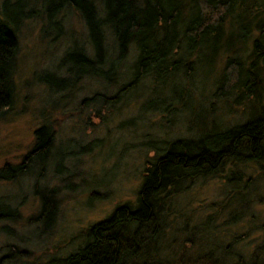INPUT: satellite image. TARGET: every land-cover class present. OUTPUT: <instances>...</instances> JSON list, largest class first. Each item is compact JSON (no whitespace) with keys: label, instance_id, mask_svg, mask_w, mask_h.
I'll return each instance as SVG.
<instances>
[{"label":"trees","instance_id":"obj_1","mask_svg":"<svg viewBox=\"0 0 264 264\" xmlns=\"http://www.w3.org/2000/svg\"><path fill=\"white\" fill-rule=\"evenodd\" d=\"M68 13L74 16L73 22L63 25ZM28 21L39 24L41 37L53 35L52 39L69 30L72 34L76 25L87 41L80 44L76 61L69 63L68 53L58 64L61 69L55 75L66 87L57 90V101L42 113V124L34 130L33 143L20 162L0 166V183L15 184L23 177L44 179L48 164L67 157L54 154L55 116L71 109L76 92L86 81H105V89L113 92L108 99L105 92L97 91L79 103L82 106L86 101L97 113L101 104L108 110L115 105L129 107L139 97L158 94L167 85L174 97H164L119 123L133 127L135 119H140V128L147 129L146 114H150L158 118L153 120L157 127L166 131V136L156 135L152 145L143 148L148 150L144 151L142 182L135 200L116 206L106 218L81 229L77 234L82 242L75 250L34 264H226L210 251L187 261L184 247L206 248L203 242L197 247L196 233H189L179 244L180 253L171 248L169 238L174 236L173 223L182 217L175 199L192 185L221 179L226 186L223 195L249 194L256 179L250 175L246 177L249 181H244L245 170L264 171V99H252L259 90L264 92V0H0V118L15 104L18 38ZM53 28L60 35H54ZM108 72L118 77L116 81L101 75ZM123 73L129 74L126 79L119 78ZM201 76L209 88L200 99L186 104V97L197 95ZM251 100L256 101L258 110L247 114L244 106ZM220 112L224 117L217 118ZM206 117L212 121L210 130ZM172 134L176 137L171 138ZM144 135L148 138L151 134ZM33 193L44 199L37 191ZM245 200L238 206L248 210L250 201ZM217 205L224 207L209 204L212 212L208 219H216ZM0 207L19 215L9 202L0 201ZM39 207L36 218L56 210L45 201ZM236 213L234 217L230 211V218L214 225V231L245 218ZM180 229L182 233L187 228ZM3 247L26 255L18 242ZM260 251L264 253V237L248 260L239 253L229 256L239 264H262ZM5 253L0 255V264L10 260Z\"/></svg>","mask_w":264,"mask_h":264},{"label":"rangeland","instance_id":"obj_2","mask_svg":"<svg viewBox=\"0 0 264 264\" xmlns=\"http://www.w3.org/2000/svg\"><path fill=\"white\" fill-rule=\"evenodd\" d=\"M69 15L70 13L67 14L66 21L62 22L63 25L73 22L74 16ZM53 29L54 35H60L55 32L56 28ZM72 31V34L69 30L62 37L49 40L40 36L39 24L34 21H28L21 27L15 73L17 96L11 111L0 118V166L6 162H20L33 143L34 130L42 124V113L57 101V90L64 85L55 75V71L61 69L58 64L68 53L69 63L76 61L80 44L87 41L85 35L78 34L76 25ZM101 75L108 81H116L118 78L112 72ZM128 75L123 73L119 78L126 79ZM203 80L204 76L198 77V93L194 97L191 94L186 97V104L200 99L201 93L209 88ZM104 84L96 80L84 82L71 102V109L56 114L54 124L57 128V144L54 154L65 153L67 157L58 162L54 161L52 167L48 164L43 171L44 179L35 181L23 177L15 184L0 183V201L9 202L10 207L19 213L18 215L0 207V218L4 217L0 219V255L6 252L5 255L10 257L8 264L43 263L56 253L66 255L81 244L82 239L77 234L81 229L106 218L116 206L135 200L136 191L142 182L143 152L148 150L143 148L151 146L157 139L156 135L166 136V131L157 127L150 114L141 115L143 118L146 116L150 122L147 129L140 128L143 121L140 119H135L133 127H121L119 123L143 113L146 108L157 104L164 97H174L167 85L158 94L139 97L129 107L118 108L115 105L108 110L105 104H101L97 113L86 101L82 106L79 105L82 99L93 96L97 91L105 92L109 99L113 92L109 88L105 89ZM183 93L181 90L180 96ZM259 98L264 99V92L261 90L252 99ZM257 110L256 101L253 100L244 106L247 114ZM220 116L224 117L223 112L216 115L217 118ZM187 117L194 115L187 114ZM217 118L214 120H219ZM205 122L210 130L212 121L206 117ZM165 129L169 130L168 127ZM145 133L146 136L151 134L150 137L146 138ZM142 135L145 137L144 142ZM170 137L175 138L176 135L172 134ZM54 168L61 175L55 174ZM245 171L243 178L251 174L256 179L249 187V194H240L237 191L225 196L223 193L226 186L218 179L207 180L202 184L195 183L175 199L176 208L182 217L178 216L173 223L174 236L173 239L169 238L173 241L171 248L178 249L179 244L184 243V238L194 233L198 236L197 247L200 248L202 242L206 247H184L187 261L210 251L212 256L223 258L226 264H239L229 255L239 253L243 259L248 260L256 246L261 243L264 237V171ZM40 172L38 169L37 174ZM35 191L43 195L42 201L48 205L53 204L56 210L46 211L43 217L36 218L41 212L39 205L42 201L34 195ZM243 200L250 201L247 221L241 220L215 232L213 226H218L220 222L226 221L225 218H230V211L234 217L237 216L239 207L236 204ZM214 202L226 206H215V220L208 219L212 212L209 204ZM184 225L187 229L181 233L180 227ZM175 229L178 231L175 232ZM17 242L26 255H18L14 249L3 247ZM226 250H229V254ZM178 252L180 253V248ZM258 256L263 259L264 264V253L260 251Z\"/></svg>","mask_w":264,"mask_h":264},{"label":"bare ground","instance_id":"obj_3","mask_svg":"<svg viewBox=\"0 0 264 264\" xmlns=\"http://www.w3.org/2000/svg\"><path fill=\"white\" fill-rule=\"evenodd\" d=\"M39 34H40V33H39ZM40 36H41V35H40ZM52 37H53V35L48 36V37L46 36L45 38H47V39H49V40H53ZM60 75H61V74H60ZM94 80H96V81H98V82L101 83L100 79H93L92 81H94ZM103 82H105V81H103ZM64 87H66V86H63V87H62V90H64ZM239 113H243L241 109H240V112H239ZM237 117H238V116H237ZM9 118H10V116H9ZM157 119H158V118H154V117H153V120L157 121ZM236 119H237V118H236ZM236 119H235V120H236ZM233 120H234V119H233ZM231 121H232V120H231ZM149 154L151 155V153H149ZM145 159H146V157H145V153L143 152V161H142V162H143V165H144V163H145ZM248 171H251V168H248ZM245 172H246V171H245ZM250 175H251V174L246 175L245 178L248 177V176H250ZM242 179H244V178H242ZM215 180H217V179H214V178H213V179H210V180H208V181H215ZM244 181H247V182H248V181H249V178H246ZM204 182H205V181H204ZM231 187H232V186L230 185V188H231ZM50 201H51V199H50ZM51 203H52V202H51ZM236 206L239 207L238 204H236ZM224 207H226V206L224 205ZM238 210H239L240 213H242L241 218L245 216V218L242 219V220H246V219H248V216H249L250 213H249V211H247V209H246L245 207L240 206V207L238 208ZM246 221H247V220H246Z\"/></svg>","mask_w":264,"mask_h":264}]
</instances>
